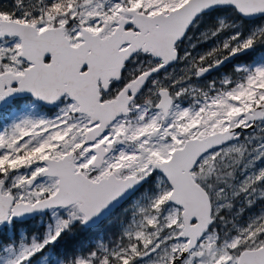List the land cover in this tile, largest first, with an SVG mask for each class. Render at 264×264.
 Instances as JSON below:
<instances>
[{
  "label": "snow or ice",
  "instance_id": "obj_1",
  "mask_svg": "<svg viewBox=\"0 0 264 264\" xmlns=\"http://www.w3.org/2000/svg\"><path fill=\"white\" fill-rule=\"evenodd\" d=\"M0 226V264H264V0H0Z\"/></svg>",
  "mask_w": 264,
  "mask_h": 264
},
{
  "label": "trees",
  "instance_id": "obj_2",
  "mask_svg": "<svg viewBox=\"0 0 264 264\" xmlns=\"http://www.w3.org/2000/svg\"><path fill=\"white\" fill-rule=\"evenodd\" d=\"M116 211L118 213L119 210L117 209ZM34 219H31L32 221L29 220V221H25V222H22V223L18 222L17 227L18 226H22L23 223H27V224H35V223H37V221L34 220ZM113 219H114V214L112 216L111 221L108 224H106L104 227H102L101 225H98V226L93 228L94 229L93 233H87V234L90 236V238H95L97 235H105L106 236L107 234H109L113 230L110 227L112 222H113ZM7 230H8V227H0V235H3L4 232H6Z\"/></svg>",
  "mask_w": 264,
  "mask_h": 264
},
{
  "label": "flooded vegetation",
  "instance_id": "obj_3",
  "mask_svg": "<svg viewBox=\"0 0 264 264\" xmlns=\"http://www.w3.org/2000/svg\"><path fill=\"white\" fill-rule=\"evenodd\" d=\"M40 219H41V217L39 216V217L35 218L34 220L38 221V220H40ZM110 220H111V216L108 217V219H106L105 221H103L102 224H101V226L104 227L106 224L109 223ZM93 230H94V229H93ZM93 230H92L91 232H89V233H93Z\"/></svg>",
  "mask_w": 264,
  "mask_h": 264
},
{
  "label": "water",
  "instance_id": "obj_4",
  "mask_svg": "<svg viewBox=\"0 0 264 264\" xmlns=\"http://www.w3.org/2000/svg\"><path fill=\"white\" fill-rule=\"evenodd\" d=\"M112 211L109 210V212H106L105 214L102 215L99 221L95 222V224L99 223L101 220L105 219ZM36 217V216H35Z\"/></svg>",
  "mask_w": 264,
  "mask_h": 264
},
{
  "label": "rangeland",
  "instance_id": "obj_5",
  "mask_svg": "<svg viewBox=\"0 0 264 264\" xmlns=\"http://www.w3.org/2000/svg\"><path fill=\"white\" fill-rule=\"evenodd\" d=\"M0 227H7V226H0ZM18 227H20V226H18ZM8 231V230H7Z\"/></svg>",
  "mask_w": 264,
  "mask_h": 264
}]
</instances>
